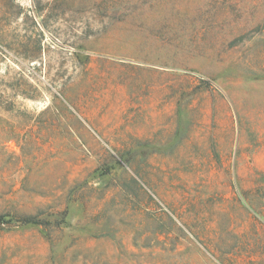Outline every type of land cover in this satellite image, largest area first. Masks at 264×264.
Segmentation results:
<instances>
[{
    "label": "rangeland",
    "instance_id": "1",
    "mask_svg": "<svg viewBox=\"0 0 264 264\" xmlns=\"http://www.w3.org/2000/svg\"><path fill=\"white\" fill-rule=\"evenodd\" d=\"M0 215V264H264V0H0Z\"/></svg>",
    "mask_w": 264,
    "mask_h": 264
},
{
    "label": "trees",
    "instance_id": "2",
    "mask_svg": "<svg viewBox=\"0 0 264 264\" xmlns=\"http://www.w3.org/2000/svg\"><path fill=\"white\" fill-rule=\"evenodd\" d=\"M5 217L3 215H0V221L4 220V222H9L11 219H4ZM22 223L27 224V223H37V221H34L32 218L30 217H26L21 219Z\"/></svg>",
    "mask_w": 264,
    "mask_h": 264
}]
</instances>
